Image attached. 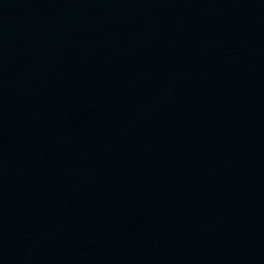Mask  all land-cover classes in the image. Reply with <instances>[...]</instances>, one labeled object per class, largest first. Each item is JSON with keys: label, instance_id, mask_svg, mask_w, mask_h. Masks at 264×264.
Here are the masks:
<instances>
[{"label": "water", "instance_id": "obj_1", "mask_svg": "<svg viewBox=\"0 0 264 264\" xmlns=\"http://www.w3.org/2000/svg\"><path fill=\"white\" fill-rule=\"evenodd\" d=\"M0 264H264V0H0Z\"/></svg>", "mask_w": 264, "mask_h": 264}]
</instances>
